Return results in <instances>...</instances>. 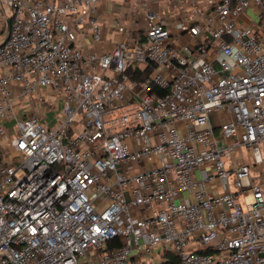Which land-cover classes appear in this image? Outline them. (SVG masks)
<instances>
[{
    "label": "built area",
    "instance_id": "obj_1",
    "mask_svg": "<svg viewBox=\"0 0 264 264\" xmlns=\"http://www.w3.org/2000/svg\"><path fill=\"white\" fill-rule=\"evenodd\" d=\"M100 2L0 0V264H264V0H137L110 49Z\"/></svg>",
    "mask_w": 264,
    "mask_h": 264
},
{
    "label": "rangeland",
    "instance_id": "obj_2",
    "mask_svg": "<svg viewBox=\"0 0 264 264\" xmlns=\"http://www.w3.org/2000/svg\"><path fill=\"white\" fill-rule=\"evenodd\" d=\"M216 1V0H214ZM86 8L89 9L90 8V5H86ZM3 19V15L2 13H0V40H1V36L4 35V37L7 35V32H8V27H7V23L6 22H3L2 21ZM59 19L63 20V17H59ZM142 26V25H140ZM180 28H181V25H178ZM138 32V30H133L131 31V33H134L136 34ZM99 74H103L104 73V70L98 68L96 70ZM49 90L51 92H49ZM49 92V93H48ZM43 93H45L47 95V99L52 102V107H48L47 109L50 111L47 113V116L48 118L51 120V122L53 123L55 121V117H54V113H58L57 114V118L59 119L61 117V107H62V100H61V96H59L56 92L55 89L53 88H43ZM26 105L28 104L27 102H25ZM113 104L114 105H120L121 102L119 99H114L113 100ZM216 119L220 120L218 114L216 113ZM4 120V119H2ZM7 126H13L14 125V122L13 121H7ZM15 130L13 129V134H14ZM220 145L222 147H225L226 146V141L225 140H220ZM2 144L3 145H7L9 146L8 144V136H4L3 139H2ZM260 147H261V150H262V153H263V156H264V142H262L260 144ZM17 155V152L15 150H13L11 148V151H10V157L9 156H6V159H12L14 156ZM226 161H227V166L229 167V165H231L232 163L233 164H236V165H241V164H245V163H248L251 161V155H250V152L247 148L243 147V148H240V149H233V150H229L227 151L226 153ZM134 172V170H132ZM261 173H264V167L260 170V172H257L253 166H251V176L255 178V182L258 183L260 181H262V177H261ZM197 177L200 178L201 177V174H200V171H197ZM230 182L232 184V187L234 188L233 186V175L230 176ZM105 205V202H103L100 206H99V209H103V206ZM145 259L148 260V261H152L153 264H162L164 262V259L161 255V253L156 249V252H155V256L153 258H151V254L149 253L148 255L145 256Z\"/></svg>",
    "mask_w": 264,
    "mask_h": 264
},
{
    "label": "crops",
    "instance_id": "obj_3",
    "mask_svg": "<svg viewBox=\"0 0 264 264\" xmlns=\"http://www.w3.org/2000/svg\"><path fill=\"white\" fill-rule=\"evenodd\" d=\"M144 15H145L144 9L137 7V0H131L130 3L123 2L121 0H101L99 11H98V17L101 20L102 24L104 25L103 26L104 27L103 32H104V38H105L104 47L107 49H110L114 45V42L117 40V38L120 37L119 32L111 29L110 23L114 17H121L126 20L128 19L129 23H131V30H137V29L141 30L145 28V21L143 19ZM81 39L84 40L83 42L85 43L86 47L88 48L94 47L91 41H89L85 37H82V35H81ZM99 47L101 48L102 46L100 45ZM41 91L43 92V89H41ZM49 92L51 91L49 90ZM25 102L26 101L23 102L24 107L21 109V113H20L21 115L28 114L31 112L30 107H28ZM49 111L50 109L46 111V115ZM218 116L220 118L219 114ZM211 119L214 125L219 124L220 120L216 119V112H214L211 115ZM44 120L47 123H52L51 120L48 118V116ZM144 167L145 166H142V168ZM213 186L214 185H209V188L214 189ZM219 190H221L219 186H216L214 189V191H219Z\"/></svg>",
    "mask_w": 264,
    "mask_h": 264
},
{
    "label": "trees",
    "instance_id": "obj_4",
    "mask_svg": "<svg viewBox=\"0 0 264 264\" xmlns=\"http://www.w3.org/2000/svg\"><path fill=\"white\" fill-rule=\"evenodd\" d=\"M154 66L155 64H149L145 66L135 64L129 68L128 73L131 79H134L138 82L147 81L149 80L150 73L152 69L154 68ZM164 256L170 258V260L167 262L168 264H178L179 263L178 257L172 254L170 251H165Z\"/></svg>",
    "mask_w": 264,
    "mask_h": 264
},
{
    "label": "water",
    "instance_id": "obj_5",
    "mask_svg": "<svg viewBox=\"0 0 264 264\" xmlns=\"http://www.w3.org/2000/svg\"><path fill=\"white\" fill-rule=\"evenodd\" d=\"M7 27H8V32H7L5 40L3 41V44L8 40V37H9V33L11 29V18L10 17L7 19Z\"/></svg>",
    "mask_w": 264,
    "mask_h": 264
}]
</instances>
